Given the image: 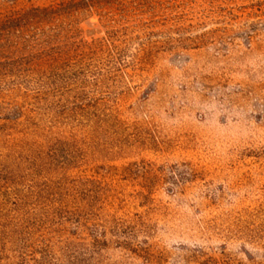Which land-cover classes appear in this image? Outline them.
I'll return each instance as SVG.
<instances>
[{
    "label": "rangeland",
    "instance_id": "374dc122",
    "mask_svg": "<svg viewBox=\"0 0 264 264\" xmlns=\"http://www.w3.org/2000/svg\"><path fill=\"white\" fill-rule=\"evenodd\" d=\"M77 1L0 0L69 3L0 40V264H264V0Z\"/></svg>",
    "mask_w": 264,
    "mask_h": 264
},
{
    "label": "trees",
    "instance_id": "16d2710c",
    "mask_svg": "<svg viewBox=\"0 0 264 264\" xmlns=\"http://www.w3.org/2000/svg\"><path fill=\"white\" fill-rule=\"evenodd\" d=\"M103 0H78L77 2H70L72 8L76 10L77 8L87 9L94 6L100 5ZM69 4V3H67ZM67 4H57L49 5L45 7H30L24 10L21 13H12L6 16L3 20H0V40L7 41L9 43L18 44L16 38L22 41L24 45L33 49V45L29 43L30 39V30L34 29V32L39 31L41 34L40 45H46L45 48L33 52L29 55L30 58H42L52 55L53 52H56L55 49L59 48L58 46L50 45L53 42L63 41L66 37L62 36L60 33H51L46 30L45 26L48 23L56 22L65 15V9ZM67 14V11H66ZM10 45V44H9ZM80 183L81 190L75 191V194H91L86 185L93 184L90 180L83 181ZM144 197V195H142ZM65 215L63 216L64 220H70L75 224L76 228L82 227L88 230V233L91 237L90 248H85L89 254H98L101 245L105 242L104 239L99 238L97 235H101L104 230L99 229L95 224L88 226L87 222L90 219L98 218V213L95 211L94 204L91 202L83 204L81 208H74L72 210H64ZM138 220H140L139 216ZM63 220V219H62ZM90 231V232H89Z\"/></svg>",
    "mask_w": 264,
    "mask_h": 264
}]
</instances>
